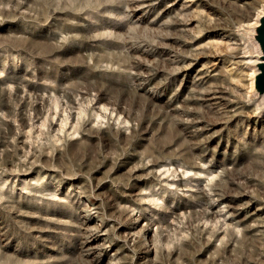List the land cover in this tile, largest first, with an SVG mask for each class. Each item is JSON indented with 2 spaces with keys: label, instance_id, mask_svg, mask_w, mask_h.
Wrapping results in <instances>:
<instances>
[{
  "label": "rangeland",
  "instance_id": "obj_1",
  "mask_svg": "<svg viewBox=\"0 0 264 264\" xmlns=\"http://www.w3.org/2000/svg\"><path fill=\"white\" fill-rule=\"evenodd\" d=\"M262 5L0 0V264H264Z\"/></svg>",
  "mask_w": 264,
  "mask_h": 264
},
{
  "label": "water",
  "instance_id": "obj_2",
  "mask_svg": "<svg viewBox=\"0 0 264 264\" xmlns=\"http://www.w3.org/2000/svg\"><path fill=\"white\" fill-rule=\"evenodd\" d=\"M264 12V11H263ZM257 29V35H256V41L261 45L262 47V53L260 62L257 65L258 71L255 75L254 85L256 89L260 93H264V13L259 18V23L256 27Z\"/></svg>",
  "mask_w": 264,
  "mask_h": 264
},
{
  "label": "bare ground",
  "instance_id": "obj_3",
  "mask_svg": "<svg viewBox=\"0 0 264 264\" xmlns=\"http://www.w3.org/2000/svg\"><path fill=\"white\" fill-rule=\"evenodd\" d=\"M260 7H261V6H260ZM263 11H264V5H262V7H261L260 10H259V15H258L257 20L255 21V25H258V23H259V18H260V17L262 16V14L264 13ZM260 56H261V54H259V55L257 56L256 59L252 60V61H254V64L258 65V63L260 62V58H261ZM252 61H251V62H252ZM257 71H258V68H256V69L253 71L252 77H255ZM253 82H254V78L252 79V83H253ZM262 94H263V96H264V93H263V92H262Z\"/></svg>",
  "mask_w": 264,
  "mask_h": 264
}]
</instances>
